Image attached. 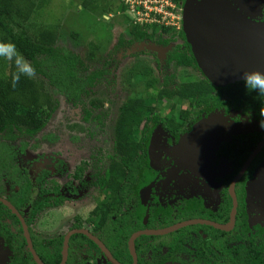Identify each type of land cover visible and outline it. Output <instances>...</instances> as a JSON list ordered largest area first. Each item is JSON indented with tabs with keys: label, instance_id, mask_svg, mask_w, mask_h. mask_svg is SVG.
Returning <instances> with one entry per match:
<instances>
[{
	"label": "flooded vegetation",
	"instance_id": "obj_1",
	"mask_svg": "<svg viewBox=\"0 0 264 264\" xmlns=\"http://www.w3.org/2000/svg\"><path fill=\"white\" fill-rule=\"evenodd\" d=\"M231 1L246 13L247 9ZM247 15L255 23H264V14ZM174 52L191 55L200 70L199 78L207 79L193 49ZM174 52L168 54L167 65ZM99 85L100 80L95 94L82 95L79 101L70 99L83 109L91 138L103 135L100 131L105 122L102 110L106 104L96 97ZM216 88L221 98L217 105L188 113L198 120L182 115L191 110L189 102L176 100L168 115L160 111L173 129L163 123L150 125L142 146L144 162L121 203H115L110 180L115 176L111 171L116 156L114 125L128 99L117 108L105 153L80 164L71 181L60 182L50 169L32 180L28 166L22 170L15 160L18 153L11 152L15 157L9 154L1 165L8 177L0 174V241L8 253L7 264H264V128L258 114L264 97L248 92L243 80L222 87L220 95ZM93 99L100 100L101 106L93 107ZM164 102L168 105L172 101ZM220 104L225 113L213 111ZM87 111L92 112L89 120ZM213 113H222L241 127L227 133L230 139L217 149L213 169L202 165L203 158H194L192 169L179 157L178 147L198 122ZM183 124L187 126L184 130ZM38 135L13 143L19 142V153H24L27 141ZM150 152L153 157L149 165ZM153 162L158 169L151 176ZM88 173L89 180L85 181ZM101 177L109 181L104 188L99 184ZM8 178L13 182L7 184ZM85 188L93 192L75 206L71 197H83ZM173 227L176 229L166 234L153 233Z\"/></svg>",
	"mask_w": 264,
	"mask_h": 264
},
{
	"label": "trees",
	"instance_id": "obj_2",
	"mask_svg": "<svg viewBox=\"0 0 264 264\" xmlns=\"http://www.w3.org/2000/svg\"><path fill=\"white\" fill-rule=\"evenodd\" d=\"M39 1L0 0V42L15 44L18 52L36 69L34 79L21 76L15 88L12 87V77L16 72L14 63L10 62L8 73L0 76V140L24 142L25 136L35 137L48 126L53 113L57 110L56 96L61 95L79 101L82 95L95 94L94 88L107 73L109 60L102 61V68L95 66L96 46H92L87 58H83L78 53L56 46L59 40L57 29L33 24ZM172 1L179 4L183 0ZM88 3L84 1L85 7L90 6ZM118 7L123 12L128 11L124 2L120 1ZM112 11L113 9H107L104 16L111 14ZM132 24L129 45L151 40L167 46L170 39L164 35L175 31L174 28L156 24ZM174 36L175 34L171 33V38ZM125 38L122 33L117 50L123 47ZM172 64L185 72L188 69L190 74L186 79L187 84H178L174 75L166 76L163 83L157 78H152L146 83L147 92L144 97L128 99L119 109L114 125L116 156L111 166L115 176L111 180L107 176L113 183L115 203L124 202L123 197H126L131 184L137 180L138 169L144 162L142 146L147 139L150 125L163 123L173 129L172 124H169L167 118L160 113V109L166 103L165 100L189 102L191 110L182 114L186 117L189 112L199 111L204 106L217 105L221 100L216 95L217 88L207 79L199 78L200 70L191 55L186 52H174L168 58V65ZM194 69L199 71V77L192 75ZM91 105L98 108L101 101L93 99ZM86 113L89 120L92 112ZM189 117L193 118V121L199 119H195L193 115ZM96 119L100 120V115L96 116ZM186 127L183 124L182 130ZM111 171L107 175H111ZM105 180V177L98 180L101 188L109 184V181Z\"/></svg>",
	"mask_w": 264,
	"mask_h": 264
},
{
	"label": "rangeland",
	"instance_id": "obj_3",
	"mask_svg": "<svg viewBox=\"0 0 264 264\" xmlns=\"http://www.w3.org/2000/svg\"><path fill=\"white\" fill-rule=\"evenodd\" d=\"M84 1H88L90 6L85 7ZM190 1L183 0L184 5ZM202 1L197 0V3L200 4ZM234 2L239 7L247 9L246 12L252 16L255 13L261 16L264 14V0H234ZM39 3L33 24L57 29L59 40L56 46L78 53L83 58H87L92 46H96L95 66L102 68V61L109 60L107 73L100 80L96 96L106 104L102 110L105 122L100 133L103 135L89 137L88 125L83 120V109L68 97L56 96L57 110L53 113L51 122L36 138L27 141L28 146L24 153H19V142L0 140L3 144H0V174L2 178L7 176L8 171L3 172L1 165L9 154L12 158L15 157L12 152L18 153L15 160L22 170L28 166L30 173L27 174L32 180L44 170L50 169L60 182H66L72 180L76 168L84 161L94 155L98 158L102 151L105 153L112 137L111 126L116 118L118 106L129 98L144 97L147 92L146 83L149 80L157 78L160 81L167 75L173 74L180 85L187 84L186 79L190 73L167 65L166 60L170 52L181 50L191 52L192 48L185 28L182 4L179 6L180 19L175 20L179 23V30L176 27L175 31L165 34L164 36L169 38L171 43L169 46H162L149 41L128 44L129 38H132L130 29L133 25V15L128 11L120 10L118 7L120 0H40ZM109 8L113 9L112 13L104 16ZM179 32L181 35L178 34ZM122 33L126 37L125 44L117 50ZM171 33L175 34L174 39L171 38ZM9 67L10 61L0 57V76L7 74ZM192 75L200 76L199 71L195 69ZM221 88L218 87L219 95ZM173 104L175 102L164 105L160 111L166 115L171 114ZM184 106L187 107L186 104ZM178 110L179 106L175 108V112ZM213 111L225 113L222 104ZM14 149H17V152ZM174 153L175 150L171 149V154ZM152 157L150 152L147 164H151ZM22 160L28 163L25 164ZM152 169L154 171L151 170V176L158 169L154 162ZM86 176L85 181L89 180V173ZM7 180V184L10 183L9 181L13 182L11 178ZM78 188L80 189L79 186ZM37 190L38 187H35L34 192ZM83 191V197H79L78 194L71 197L70 200L74 201L75 206L81 204L83 198L93 192L89 188ZM69 207L73 208L71 204Z\"/></svg>",
	"mask_w": 264,
	"mask_h": 264
},
{
	"label": "water",
	"instance_id": "obj_4",
	"mask_svg": "<svg viewBox=\"0 0 264 264\" xmlns=\"http://www.w3.org/2000/svg\"><path fill=\"white\" fill-rule=\"evenodd\" d=\"M247 14L238 10L231 0H208L200 4L191 0L184 5L185 28L197 63L216 87L242 80L245 71H264V23H255ZM240 127L222 113H213L183 138L178 155L192 169L194 158H203L202 165L213 169L221 142L228 141L227 133L232 134ZM175 229L153 233L166 234ZM7 262L8 253L0 241V264Z\"/></svg>",
	"mask_w": 264,
	"mask_h": 264
},
{
	"label": "clouds",
	"instance_id": "obj_5",
	"mask_svg": "<svg viewBox=\"0 0 264 264\" xmlns=\"http://www.w3.org/2000/svg\"><path fill=\"white\" fill-rule=\"evenodd\" d=\"M0 57L14 63L16 72L12 77V87L15 88L21 76H27L29 79H34L36 69L27 61L21 53L16 49L15 44L11 42H0ZM241 79L244 82L248 92H255L258 96L264 97V71L252 70L243 72ZM260 127L264 128V106L259 109Z\"/></svg>",
	"mask_w": 264,
	"mask_h": 264
},
{
	"label": "built area",
	"instance_id": "obj_6",
	"mask_svg": "<svg viewBox=\"0 0 264 264\" xmlns=\"http://www.w3.org/2000/svg\"><path fill=\"white\" fill-rule=\"evenodd\" d=\"M128 7V12L133 15V23L145 25L171 27L179 30L178 16L180 5L172 0H120Z\"/></svg>",
	"mask_w": 264,
	"mask_h": 264
}]
</instances>
